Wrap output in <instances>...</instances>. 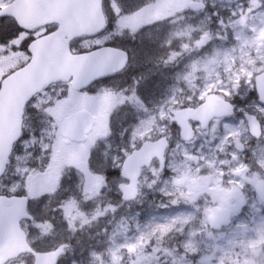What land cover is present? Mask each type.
<instances>
[{
	"label": "rangeland",
	"instance_id": "obj_1",
	"mask_svg": "<svg viewBox=\"0 0 264 264\" xmlns=\"http://www.w3.org/2000/svg\"><path fill=\"white\" fill-rule=\"evenodd\" d=\"M191 1L145 0L115 29L121 36L128 27L145 38L162 37L158 52L164 55L156 62L143 60L151 58L153 42L133 50L132 71L153 65L163 69V82L170 77L163 89L144 88L160 89L156 101L142 99L141 72L93 92L58 86L36 101L29 137L5 181L11 192L26 193L41 217L32 229L41 248L62 242L75 221L101 227L93 244L78 239L63 264H264V203L248 184L264 180V134L254 140L246 119L253 113L264 126V103L254 95L255 78L264 71V0H200L203 12L191 11ZM5 64L13 60L0 62V75ZM210 93L239 101L237 114L213 120L206 130L197 125L195 139L183 141L172 124L176 111ZM82 108L96 116V126L87 142H71L60 127ZM169 131L168 174L155 162L142 175L136 203L117 199L126 182L117 175L125 157ZM184 176L185 187L173 184V177ZM98 183L107 185L101 194ZM214 205L232 207V225L211 229Z\"/></svg>",
	"mask_w": 264,
	"mask_h": 264
},
{
	"label": "water",
	"instance_id": "obj_2",
	"mask_svg": "<svg viewBox=\"0 0 264 264\" xmlns=\"http://www.w3.org/2000/svg\"><path fill=\"white\" fill-rule=\"evenodd\" d=\"M191 7L197 11L205 7L204 3L192 2ZM73 28L69 32L59 31L51 36L43 38L32 47L34 58L24 68L9 76L0 91V178L5 173L8 158L13 144L21 136L23 125V112L26 103L45 86L72 80L76 89L89 86L96 79L123 70L128 62V55L124 51L105 47L83 54H72L69 49V40L74 36L86 32ZM68 36V38H67ZM257 91L264 102V72L256 77ZM12 106L13 110H8ZM235 113L233 105L217 94H210L205 103L198 108L187 107L177 112L176 121L182 128V137L189 141L194 138L190 124L191 120L201 122L203 128L217 117L230 116ZM250 131L254 137L262 136V126L253 114L247 115ZM95 116L88 110H80L68 117L61 132L64 136L76 141H85L95 125ZM168 147L167 138L157 141H146L134 150L123 164L122 175L129 179V183L122 187L123 198L126 201L134 200L139 195V179L142 169L152 164L155 158L161 163V169L165 168V153ZM239 171L238 174H241ZM188 182L187 177L175 178L174 184L184 186ZM252 184L262 201H264V182L259 179H251ZM101 186L98 187V191ZM10 203L16 209L15 222L13 224L14 236L3 234L0 239V257L8 260L22 253L34 252L27 242V236L22 230L20 221L31 217L27 212L28 197L0 196V207L4 203ZM211 226L214 229H222L224 225L232 222V209L215 206L209 215ZM63 248L48 253H35V264H56ZM3 259V260H4ZM3 261L0 260V264Z\"/></svg>",
	"mask_w": 264,
	"mask_h": 264
},
{
	"label": "flooded vegetation",
	"instance_id": "obj_3",
	"mask_svg": "<svg viewBox=\"0 0 264 264\" xmlns=\"http://www.w3.org/2000/svg\"><path fill=\"white\" fill-rule=\"evenodd\" d=\"M94 1L96 0H91L89 2L81 0L76 7H71L72 1L70 0H40L39 5L42 11L53 12L56 15V20L54 19L52 22L34 26V23H36L35 13L38 6L36 0H0V62L6 61L8 57L13 60L12 66L7 67L6 64L3 66L4 71L0 75V89L8 75L25 66L31 60V46L36 40L58 31L63 27L62 25L69 22L71 11H80L84 8H90ZM144 3L145 0H103L107 24H109V27L110 24L113 25V29L109 31L107 27L96 36H83L77 38L73 40V44L81 46L88 43L94 48L113 45V40L118 38L115 29L118 28L117 25L120 18L134 12L135 9L139 8ZM35 106L36 104L33 100V102L28 105L27 110H34L32 108ZM197 125L198 124H195V127ZM10 166V170L13 171L14 165L11 163ZM49 220L51 219L48 218L47 221ZM25 225H27V223H25ZM26 229L27 232H29L30 228L27 227ZM51 249L52 247L37 248V250L41 251H48ZM24 257L28 259L29 264L34 262L33 255H25L10 260L7 264H21Z\"/></svg>",
	"mask_w": 264,
	"mask_h": 264
},
{
	"label": "trees",
	"instance_id": "obj_4",
	"mask_svg": "<svg viewBox=\"0 0 264 264\" xmlns=\"http://www.w3.org/2000/svg\"><path fill=\"white\" fill-rule=\"evenodd\" d=\"M158 58H160V56L156 57L155 59H158ZM149 66L150 65H145L146 68H149ZM148 70H150V68ZM158 72H159L158 67H154L148 73H145V74L141 75V77L143 76V78L140 80L142 82L141 83L142 86L140 85L139 87H142V89L144 91L143 93H140V95H142V99L143 100L151 101V98L158 97V95L161 93V92H159V89L155 90V91H151V90H147L146 89L147 91H145L144 90L145 87L153 88L156 84H159V85L163 84L164 87L168 86L169 78L165 82L161 81L159 79ZM147 93H149V96L146 95ZM254 95H255V97H257V93L256 92H254ZM117 175L120 176V172L119 171L117 172Z\"/></svg>",
	"mask_w": 264,
	"mask_h": 264
}]
</instances>
